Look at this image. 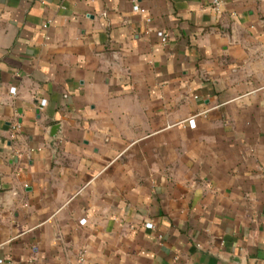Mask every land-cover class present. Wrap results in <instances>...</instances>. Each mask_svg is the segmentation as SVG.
<instances>
[{
    "label": "crops",
    "instance_id": "1",
    "mask_svg": "<svg viewBox=\"0 0 264 264\" xmlns=\"http://www.w3.org/2000/svg\"><path fill=\"white\" fill-rule=\"evenodd\" d=\"M0 264H264V0H0Z\"/></svg>",
    "mask_w": 264,
    "mask_h": 264
},
{
    "label": "built area",
    "instance_id": "2",
    "mask_svg": "<svg viewBox=\"0 0 264 264\" xmlns=\"http://www.w3.org/2000/svg\"><path fill=\"white\" fill-rule=\"evenodd\" d=\"M211 4H212V7L216 10V12H220L222 10V6L224 4V0H211ZM134 9L135 10H139L140 9V6L139 4L136 2L134 4ZM148 20H150V18H147ZM160 35H161V39H162V42H166L167 40V33L165 31H160ZM11 91L14 93L16 91V87L15 86H12L11 87ZM86 221L85 218H82L81 219V222L84 223ZM147 226L149 227H153V223L152 222H148L147 223Z\"/></svg>",
    "mask_w": 264,
    "mask_h": 264
}]
</instances>
